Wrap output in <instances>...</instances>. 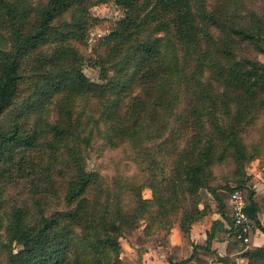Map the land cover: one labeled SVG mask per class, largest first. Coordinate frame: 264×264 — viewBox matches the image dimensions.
<instances>
[{"label":"trees","instance_id":"16d2710c","mask_svg":"<svg viewBox=\"0 0 264 264\" xmlns=\"http://www.w3.org/2000/svg\"><path fill=\"white\" fill-rule=\"evenodd\" d=\"M107 1L122 14L86 55L101 20L91 7ZM249 1L0 0V264H132L121 238L154 248V231L175 222L184 239L169 246L170 264H208L223 220L226 252L245 247L246 264H264V243L252 241L264 194L247 174L264 153V123L244 136L264 113V62L251 55L264 52V0L258 10ZM97 139L128 143L142 175L108 181L87 169ZM234 189L253 222L246 244ZM212 211L222 219L190 247L191 224Z\"/></svg>","mask_w":264,"mask_h":264},{"label":"rangeland","instance_id":"374dc122","mask_svg":"<svg viewBox=\"0 0 264 264\" xmlns=\"http://www.w3.org/2000/svg\"><path fill=\"white\" fill-rule=\"evenodd\" d=\"M250 7L255 9H260L262 1L255 0L248 2ZM93 14L101 18L100 22L92 26L89 30L88 44L81 48V51L86 55L90 54V51L98 38L104 34L108 28L109 24L117 17L122 14V9L116 6L112 1H107L105 3H100L91 7ZM252 56L256 57L258 60L264 62V52H252ZM83 71L88 75L92 80H99L98 70L91 66L85 64L83 66ZM264 123V113L260 114L259 117L254 121V124L248 126L244 130V136L247 141L255 140L258 135L259 127ZM100 140L92 141L91 145L88 147L86 153V164L87 169L97 170L101 173L108 181H111L115 175H121L127 178L137 179L142 175L141 164L138 162L141 158L136 154V150L132 149L128 143H123L117 147H101ZM255 166H262L264 164V153L261 157L256 158L251 161L248 166L251 164ZM230 169V166L225 168H219L217 173L219 175H225ZM222 181V180H221ZM29 185L26 181L20 180L18 186L19 197L27 198L28 192L27 189ZM142 194L145 197L151 196V190L148 187H145L142 190ZM206 200L210 199L209 194H206ZM143 224V222H142ZM177 224L176 222L173 224ZM166 231L161 229L159 231L155 230L154 234L158 235L159 238L165 237ZM121 249L120 255H127L132 257V264H138L139 259L141 260V254L145 250V246H136L135 244L128 241L126 238H121ZM15 245V244H13ZM137 254H136V253ZM136 256H135V255ZM143 255V254H142ZM1 258V256H0Z\"/></svg>","mask_w":264,"mask_h":264},{"label":"crops","instance_id":"0c3cea01","mask_svg":"<svg viewBox=\"0 0 264 264\" xmlns=\"http://www.w3.org/2000/svg\"><path fill=\"white\" fill-rule=\"evenodd\" d=\"M247 174L249 175L248 183L255 190V198L259 199L264 194V164L262 166H255L254 163L253 165L251 164V166H249L247 169ZM258 216L260 220L263 222L264 213H260L258 214ZM215 219H222V218L220 213L216 211H212L206 214L203 218L194 221L191 224L190 232H189L190 247H192L193 243H201V244L205 243L207 233L210 230L212 221ZM223 222H224V229L216 233L215 238L212 240L211 243L212 250L207 252V254L210 257L209 262L212 261L215 264H221L219 261H217V256L228 255L230 258L235 260L237 264H246L247 258L241 255V252L245 249V247L244 249L234 251L231 253L226 252V246L228 241L227 229L229 228V225L225 220H223ZM183 239H184L183 233L179 229L178 224H175L172 226V228H170L169 232L166 233L165 237L161 239L160 243L156 247L150 248L145 246V250L144 252H142L143 255L141 254L140 257L141 260L139 259L138 261L146 264H170L169 246L173 243H178ZM252 241L253 244L255 245H261L262 243H264V231L256 227ZM198 249L201 250L202 248L199 247Z\"/></svg>","mask_w":264,"mask_h":264},{"label":"built area","instance_id":"2783aa9c","mask_svg":"<svg viewBox=\"0 0 264 264\" xmlns=\"http://www.w3.org/2000/svg\"><path fill=\"white\" fill-rule=\"evenodd\" d=\"M230 204L232 216L236 223L240 225L237 236L246 244L249 241V229L253 225L248 219L247 212L244 209V197L240 189H234L230 195ZM209 264H215L209 262Z\"/></svg>","mask_w":264,"mask_h":264}]
</instances>
